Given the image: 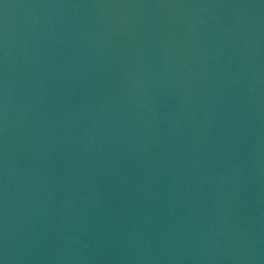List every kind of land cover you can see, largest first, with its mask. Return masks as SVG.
I'll use <instances>...</instances> for the list:
<instances>
[{"label":"water","instance_id":"obj_1","mask_svg":"<svg viewBox=\"0 0 264 264\" xmlns=\"http://www.w3.org/2000/svg\"><path fill=\"white\" fill-rule=\"evenodd\" d=\"M0 264H264V0H0Z\"/></svg>","mask_w":264,"mask_h":264}]
</instances>
